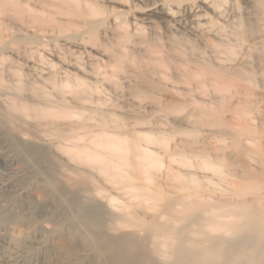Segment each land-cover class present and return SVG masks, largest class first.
Listing matches in <instances>:
<instances>
[{
	"label": "rangeland",
	"instance_id": "374dc122",
	"mask_svg": "<svg viewBox=\"0 0 264 264\" xmlns=\"http://www.w3.org/2000/svg\"><path fill=\"white\" fill-rule=\"evenodd\" d=\"M15 1L17 9L0 10V264H103L74 211L90 206L94 186L130 200L64 149L61 133L81 121L162 136L151 148L164 161L186 154L180 171L197 176L210 201L233 202L247 180L264 182V0H81L98 7L92 14L69 0ZM18 106L71 114L45 118ZM235 130H243L236 147ZM202 157L223 179L199 167ZM58 190L75 203H58ZM103 208L106 233L137 232L111 230L119 212Z\"/></svg>",
	"mask_w": 264,
	"mask_h": 264
},
{
	"label": "bare ground",
	"instance_id": "6f19581e",
	"mask_svg": "<svg viewBox=\"0 0 264 264\" xmlns=\"http://www.w3.org/2000/svg\"><path fill=\"white\" fill-rule=\"evenodd\" d=\"M69 2L81 14L98 11L91 3ZM0 7V10L7 7L15 10L19 4L15 0H0ZM122 57L116 56L119 62ZM70 86L65 82L58 88ZM20 88L17 86L16 90ZM74 90L75 93L82 92L77 81ZM63 109L18 106L17 110L22 113L32 110L36 116L45 118H65L71 114ZM246 111L247 108L239 110L242 114ZM97 121L95 130L87 125V121H81L77 127L63 131L61 139L66 141L64 149L72 159L89 164L111 188L129 197L128 203L120 202L115 195L104 193V188L94 186L88 197L90 206L76 207L74 211L73 220L82 229L80 234H88L86 238L103 264H264V182L256 178L247 180L233 190L237 197L233 202L222 205L219 201H210L208 197L214 196L200 191L202 185L197 176L180 171V166H190L186 154L171 150L168 160L164 161L151 148V145H163L162 136L140 129L141 132H132L126 137L121 123L102 118ZM208 121L212 125L228 127L217 117ZM109 125L113 128L109 129ZM242 133L243 130L232 133L234 147L238 146ZM174 165L178 171H174ZM198 165L223 179L220 166L211 164L207 158L202 157ZM160 176L165 180V187L171 189L166 195L157 178ZM246 195L250 198H245ZM56 200L61 204L75 203L74 198L67 201L60 190ZM102 205L112 213L113 210L119 212L111 230L127 227L137 232L121 236L106 233ZM133 206L150 210L153 221L145 222L136 215ZM73 220L71 225L75 224ZM191 225L193 227L188 229ZM187 233L196 237L190 239Z\"/></svg>",
	"mask_w": 264,
	"mask_h": 264
}]
</instances>
